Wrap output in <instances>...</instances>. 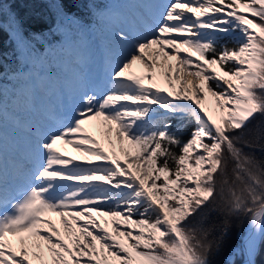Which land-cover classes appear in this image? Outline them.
I'll return each mask as SVG.
<instances>
[{
  "label": "snow or ice",
  "instance_id": "1",
  "mask_svg": "<svg viewBox=\"0 0 264 264\" xmlns=\"http://www.w3.org/2000/svg\"><path fill=\"white\" fill-rule=\"evenodd\" d=\"M17 2L31 13L0 0V264H256L264 0H111L89 23L68 0Z\"/></svg>",
  "mask_w": 264,
  "mask_h": 264
},
{
  "label": "trees",
  "instance_id": "2",
  "mask_svg": "<svg viewBox=\"0 0 264 264\" xmlns=\"http://www.w3.org/2000/svg\"><path fill=\"white\" fill-rule=\"evenodd\" d=\"M111 0H68L66 3V8L69 12L74 13L76 16L82 18L85 23H89L92 13L95 10L104 9L106 4L110 3ZM4 10L8 12L11 8L12 11L18 12L21 15L30 14L33 6L27 3H12V0H3ZM7 27V25L5 26ZM47 25L33 23V30H40L42 28H46ZM52 43H56L55 37H49ZM0 52L4 54L5 66H11L13 63V53H12V45L8 39V34L2 33L0 34ZM261 121H264V118H261ZM260 121H258L259 123ZM194 127V124H190L185 131L184 139L188 138V132ZM259 155V153H257ZM213 219H217L215 214H213ZM199 222V218L198 221ZM249 225V221L246 218L236 219L233 221L232 229L230 233V242L235 245L240 240V235L238 234L241 230H245ZM242 261V257H236V264H240ZM258 264H264V242H262L261 250L258 254L257 259Z\"/></svg>",
  "mask_w": 264,
  "mask_h": 264
},
{
  "label": "rangeland",
  "instance_id": "3",
  "mask_svg": "<svg viewBox=\"0 0 264 264\" xmlns=\"http://www.w3.org/2000/svg\"><path fill=\"white\" fill-rule=\"evenodd\" d=\"M134 71H136L137 73H141V72H143V69H142L141 66L138 65V66H135L134 67ZM100 125H101V122L100 121H90V122L86 123V125H85L86 129L88 130V132L93 137H95V139L98 140V141H99V139H98L97 134H96V129ZM4 131H5L6 137L11 135L12 129H11L10 124L7 121L5 122ZM58 147L68 157L75 158L76 160L86 159V157H83L81 155V153L75 151V149L71 145L60 144V145H58ZM5 148H6V150H7L8 153L9 152L10 153L12 152L11 145L5 144ZM87 159H92V158L91 157H87Z\"/></svg>",
  "mask_w": 264,
  "mask_h": 264
},
{
  "label": "bare ground",
  "instance_id": "4",
  "mask_svg": "<svg viewBox=\"0 0 264 264\" xmlns=\"http://www.w3.org/2000/svg\"><path fill=\"white\" fill-rule=\"evenodd\" d=\"M205 106L211 111V113L215 117L217 112H218V109H216V107H215V100L212 97H208L206 102H205ZM105 133H106V128L101 123V125L99 127H97V129H96V134H97V137L99 139V142L104 147L105 151H109L110 150V146L107 143V137H106ZM113 140H114V133H113ZM116 151H117V154L120 155V153H119V145H116ZM10 155H11V153L10 152L8 153L6 148H5V156L8 157ZM120 158L123 160L124 157L122 155H120ZM47 218L55 221L57 227H60L61 231H63L62 225H60V223H59V217H57L55 215H50ZM104 219H109V218L105 217ZM247 227H249V226H247ZM13 242L15 243V240ZM240 264H243V257H242V261H241Z\"/></svg>",
  "mask_w": 264,
  "mask_h": 264
},
{
  "label": "water",
  "instance_id": "5",
  "mask_svg": "<svg viewBox=\"0 0 264 264\" xmlns=\"http://www.w3.org/2000/svg\"><path fill=\"white\" fill-rule=\"evenodd\" d=\"M248 226H249V225H248ZM247 228H248V227H247ZM247 228H246L244 231H246ZM244 231L241 230L238 234L241 235V233L244 232ZM238 243H239V242H238ZM261 247H262V243H260V244L258 245V254H259V252H260V250H261ZM258 254H257V257H256V264H258V263H257Z\"/></svg>",
  "mask_w": 264,
  "mask_h": 264
}]
</instances>
